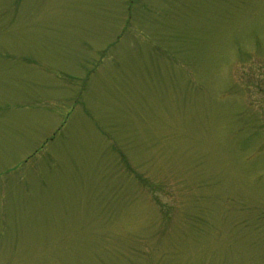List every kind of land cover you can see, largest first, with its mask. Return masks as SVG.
I'll return each instance as SVG.
<instances>
[{
    "label": "rangeland",
    "instance_id": "374dc122",
    "mask_svg": "<svg viewBox=\"0 0 264 264\" xmlns=\"http://www.w3.org/2000/svg\"><path fill=\"white\" fill-rule=\"evenodd\" d=\"M0 264H264V0H0Z\"/></svg>",
    "mask_w": 264,
    "mask_h": 264
}]
</instances>
